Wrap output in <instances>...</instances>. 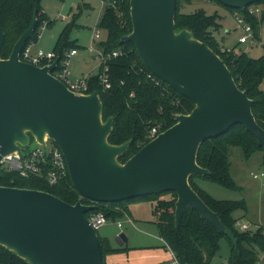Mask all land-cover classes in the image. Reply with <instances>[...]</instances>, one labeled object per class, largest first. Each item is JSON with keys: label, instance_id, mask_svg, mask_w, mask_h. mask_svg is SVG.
<instances>
[{"label": "water", "instance_id": "1", "mask_svg": "<svg viewBox=\"0 0 264 264\" xmlns=\"http://www.w3.org/2000/svg\"><path fill=\"white\" fill-rule=\"evenodd\" d=\"M244 11L264 0H217ZM177 0H130L133 42L153 74L195 103L189 114L145 144L125 163L118 159L131 143L109 142L114 117L103 120L97 92L77 94L53 74L59 62L39 67L21 59L36 28L19 37L2 58L5 33L0 24V165L3 156L27 150L33 140L53 141L62 151L75 188L96 203H113L150 194L175 192V223L187 208L200 213L237 245L221 221L189 183L209 175L197 163L200 145L241 124L264 148V129L253 114V100L232 72L192 31L176 30ZM1 176V173H0ZM81 201L69 204L45 191L0 185V245L29 264H103L97 230ZM120 237L127 238L122 233ZM121 244V243H120Z\"/></svg>", "mask_w": 264, "mask_h": 264}, {"label": "trees", "instance_id": "2", "mask_svg": "<svg viewBox=\"0 0 264 264\" xmlns=\"http://www.w3.org/2000/svg\"><path fill=\"white\" fill-rule=\"evenodd\" d=\"M43 0H0V24L5 33L2 58H9L19 37L30 27L34 17L37 18L36 28L27 45L38 40L40 28L50 27L53 22L43 10ZM111 4L104 8L98 22V28L104 30L106 37L99 44L107 57L110 88H105L100 81L103 65L96 74L88 78V93L97 92L103 104V120L114 117V125L109 142L120 145L126 141L131 143L128 150L118 157L125 163L137 153L149 139V133L155 126L165 131L176 123L175 114H189L195 103L173 89L168 83L156 77L140 56L136 45L131 41H121L123 36L132 32L130 16V0H110ZM177 0L176 30L187 29L193 32L195 38L206 43L221 57L233 74L235 82L242 90H246L248 97L253 100V114L257 123L264 129V52L261 57L253 58L236 47L222 49V44L215 33L222 28L219 14H207L204 9L193 13L179 11ZM191 3L193 0H185ZM230 12H239L254 28H258L256 16L247 10L234 9L223 5ZM115 2V5L113 4ZM264 4V1L260 2ZM261 20L264 22V8ZM78 26L76 20L68 23L55 44L54 52L63 59L66 52L81 47L77 39L71 37L72 29ZM114 52H120L113 56ZM33 141V138H32ZM55 147V142L50 141ZM233 147H240L248 158L256 151H264L258 140L241 125L231 127L224 134L204 141L199 148L197 163L210 171L209 175H193L189 179L191 187L203 201L216 212L221 221L230 228L237 240L234 245L231 239L221 233L210 221L203 219L199 212L187 208L177 226L175 223V192H162L139 197L134 200L152 201L154 223L157 225L159 236L171 250L178 264H211L220 251L221 241L226 239L230 244L228 264H258L260 251H264V229L259 227L255 232L242 230L237 225L234 212L244 208L243 201L222 200L206 192L197 179H208L230 189L240 187L232 177L229 153ZM0 185L35 189L49 192L69 204L81 201L92 205L93 208L85 213L90 218L92 214L103 213L110 221L124 219L130 214L129 205L133 199L113 203L92 202L75 188L69 172L56 185L51 186L44 177H24L16 171L2 170ZM98 232V230H97ZM99 235V232H98ZM102 248L103 264L107 262V255L128 251V247H114L99 235ZM0 264H29L14 251L0 245Z\"/></svg>", "mask_w": 264, "mask_h": 264}, {"label": "rangeland", "instance_id": "3", "mask_svg": "<svg viewBox=\"0 0 264 264\" xmlns=\"http://www.w3.org/2000/svg\"><path fill=\"white\" fill-rule=\"evenodd\" d=\"M77 4L81 5V9L77 6L73 7ZM42 6L46 10L48 18L53 21V24L51 27L44 28L41 32L38 38L39 47L49 48L54 37L59 32L61 33L68 23L76 20L78 26L72 29L71 37L73 39L78 38L79 43L84 47L81 46L82 48L79 49L78 60L72 64L71 68L74 70L75 76H77L81 69L87 72L97 66L99 60L95 57V53L88 50V47L92 43V31L97 27L101 11L100 0H43ZM250 7H257L255 10L258 8L262 9L264 8V4L259 2L250 5ZM199 9H204L210 15L217 13L221 17L220 23L222 24V28L215 33V36L223 47L230 49L236 47L253 58L262 56L264 48L260 45L238 43L241 31L237 29L234 14L218 2L213 0H193L191 3H188L185 0H181L179 3V11L182 13H193ZM235 13L239 14V12ZM62 15H64V18H62ZM102 32L105 34L104 30H101ZM97 40L95 44H97ZM261 88L264 90V81ZM39 147L40 145L33 140L30 149ZM229 160L232 177L240 187L239 189H230L219 183L201 178L197 179L198 184H201V187L206 192L217 199L243 201L245 209L238 208L234 212L235 219L237 221H246L248 226H250L248 231L255 232L259 227L264 229V151H256L247 158L240 147H233L230 149ZM262 173L263 175H261ZM253 174H259L260 177L255 178ZM130 207L135 209L130 213L135 218L141 219L153 216L152 201L149 199H133ZM124 219L127 220L128 217L125 216ZM151 222L154 223L153 220ZM154 225L159 236L157 225L155 223ZM114 229L115 225L107 222L98 231L103 235L106 230L112 232ZM229 251L230 244L226 239H223L220 251L216 254L211 264L228 262ZM259 255L260 261L258 264H264V251H260Z\"/></svg>", "mask_w": 264, "mask_h": 264}, {"label": "built area", "instance_id": "4", "mask_svg": "<svg viewBox=\"0 0 264 264\" xmlns=\"http://www.w3.org/2000/svg\"><path fill=\"white\" fill-rule=\"evenodd\" d=\"M102 6L111 4L110 0H101ZM114 6L115 2H113ZM257 7H247L245 10L250 15L256 16L258 20V28L255 29L253 24L248 21L240 13H233L235 20L237 22V29H240L241 35L238 38L239 44H251V45H260L264 48V22L261 20L262 9ZM46 28V25H43L40 29L39 36L41 32ZM38 36V37H39ZM95 38H100V29H96ZM222 49H230L222 46ZM76 50L73 49L69 52H66L63 59H59L54 51H46L44 49H36L35 42L30 43L25 46L21 59L25 62L31 63L35 66L43 67L51 65L56 59H59L57 67L52 74L62 81L68 89L77 94H88L89 90V81L88 77L84 78H73L72 72L70 69V62L72 57L76 54ZM120 52H114L113 56H117ZM98 57L101 60V65H103V71L100 74L99 78L101 83L105 88L111 87V82L109 81L108 76V66L106 63L107 57H105L102 50L98 51ZM162 131L159 126H155L151 129L149 133V139H154ZM50 143V144H49ZM40 145V144H39ZM2 145L0 144V155H1ZM2 170L6 171H16L20 175L27 176H38L44 177L49 185L54 186L59 183L69 172L66 159L60 150L59 147H55L50 141L46 142L45 146L40 145L39 148L27 149L20 152H13L2 157L0 172ZM263 175V173L261 174ZM255 178H259V174H253ZM88 218V217H87ZM90 224L98 230L100 227L105 225L109 220L103 213H96L90 216ZM118 226H121L120 221L117 222ZM237 225L242 230H247L248 226L246 224H240L237 222ZM165 264H178L175 260L165 263Z\"/></svg>", "mask_w": 264, "mask_h": 264}, {"label": "crops", "instance_id": "5", "mask_svg": "<svg viewBox=\"0 0 264 264\" xmlns=\"http://www.w3.org/2000/svg\"><path fill=\"white\" fill-rule=\"evenodd\" d=\"M100 3H101V0H100ZM76 6L81 9L80 4L74 5L73 7H76ZM87 7L89 6L87 5ZM103 11H104V7L102 6V3H101V11H100V15L98 18V22L100 20V17ZM44 12L47 13L46 10H44ZM62 18H64V15H62ZM98 22L96 25L97 27L94 28L92 31V36H91L92 43H90V47H88V50L95 53V57L99 60V63L97 66H95L94 68L90 69L87 72L81 69L78 72V75L75 76L74 70H72L71 67H72V64H74L78 60L79 49L84 47L79 43L78 38H76L78 43L82 47L75 49L77 52L72 57L71 62H70V69L72 72V77L75 79L84 78V77L89 78L91 75L96 74L98 70L100 69L101 60L98 57V51H100L101 49L99 47V44L102 40L105 39L106 35L103 34V32L101 33V30H100V38H98V40L97 38H95V31L96 29H99ZM59 33L58 35H56V37H54V39L52 40V44L49 46V48L39 47L38 40L37 42H35V48L44 49L46 51H53L55 48V44L58 39ZM102 37L104 38L102 39ZM96 40L98 41L97 44H95ZM130 206L131 204L129 205V210H130V213H132V211L135 209H133ZM152 207H153V204H152ZM126 217H128L127 220L123 218L118 220L122 223L121 226H118L117 221L109 220L108 223L115 225V229L112 230V232H108V230H106L103 235L99 233V235L102 238H104L107 242H109L112 246L129 248V250L125 252H119V253H113V254L107 255L106 259L108 263L110 264H165V263H168L174 260L173 253L171 252V250L167 248L164 240L160 236L157 235L156 227L154 223L151 222V220H154V216L145 217V218L143 217L141 219H138V218H135L133 215L129 214ZM238 222L241 225L246 224L248 226V223L244 220L243 221L238 220ZM249 227L250 226H248V229ZM122 233L127 238L126 240L120 237V234ZM229 254H230V251H229ZM222 264H228V262L222 263Z\"/></svg>", "mask_w": 264, "mask_h": 264}]
</instances>
